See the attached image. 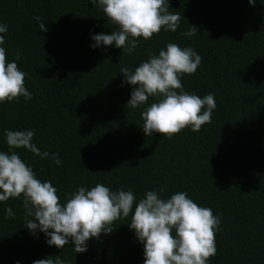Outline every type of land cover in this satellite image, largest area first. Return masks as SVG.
Returning <instances> with one entry per match:
<instances>
[{"label": "trees", "instance_id": "16d2710c", "mask_svg": "<svg viewBox=\"0 0 264 264\" xmlns=\"http://www.w3.org/2000/svg\"><path fill=\"white\" fill-rule=\"evenodd\" d=\"M179 14L175 32L139 38L135 52L114 46L93 49L90 33L110 34L116 25L89 0H0L6 24V58L17 50L31 100L0 103V150L9 151L4 130L31 129L40 150L59 153L57 166L15 149L41 180H50L63 201L80 186L97 183L131 189L139 199L164 188L165 198L186 191L199 206L221 217L217 253L209 264H264V0H169ZM45 21L40 31L33 17ZM193 26L197 34L186 37ZM191 46L202 57L184 90L214 95L211 123L173 134L146 136L141 111L127 108L134 86L124 84L123 67L134 69L167 43ZM153 102L149 98L148 103ZM203 111V109H202ZM11 207L15 217H6ZM20 198L0 202V264H32L60 256L66 264H144L143 244L128 218L75 254L71 244L49 246L25 227Z\"/></svg>", "mask_w": 264, "mask_h": 264}, {"label": "clouds", "instance_id": "9594fccd", "mask_svg": "<svg viewBox=\"0 0 264 264\" xmlns=\"http://www.w3.org/2000/svg\"><path fill=\"white\" fill-rule=\"evenodd\" d=\"M116 25L110 34L90 33L93 49L107 46L120 48L132 54L139 46V38L148 40L153 34L175 32L180 26L179 14L169 12V0H89ZM256 0H249L254 6ZM40 31H47L45 21L33 17ZM6 24L0 23V103L23 97L32 99L25 87L27 73L18 68L20 52L11 61L6 58L4 35ZM193 26L183 35L197 34ZM202 57L191 46L180 47L167 43L158 54L149 53L134 69L123 67L124 84L134 86L127 108L141 111L140 125L146 136L173 134L190 127L198 132L202 125L211 123L217 107L214 95L200 97L184 90L181 77L194 74ZM149 98L153 102L148 103ZM203 109V111H202ZM31 129L4 130L9 151L0 150V202L20 198L25 210V227L36 238L43 233L49 246L63 249L71 244L75 254L88 250V242L101 234L113 231L111 225L118 219L128 218L130 230L143 244L144 264H209L216 255L215 234L220 230L221 217L211 208L199 206L186 191H178L165 198L164 188L147 190L137 198L123 187L111 190L97 183L88 188L80 186L65 194L63 201L50 180H41L32 166L15 149H24L41 159H50L57 166L62 161L59 153L41 151ZM6 217H15L11 207L5 208ZM16 264H20L19 261ZM32 264H66L60 256L33 260Z\"/></svg>", "mask_w": 264, "mask_h": 264}]
</instances>
